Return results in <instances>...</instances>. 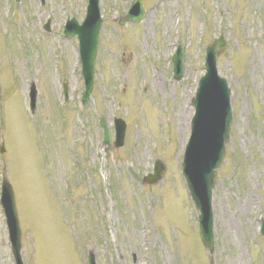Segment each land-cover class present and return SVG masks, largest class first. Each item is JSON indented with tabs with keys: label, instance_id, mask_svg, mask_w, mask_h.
I'll list each match as a JSON object with an SVG mask.
<instances>
[{
	"label": "rangeland",
	"instance_id": "374dc122",
	"mask_svg": "<svg viewBox=\"0 0 264 264\" xmlns=\"http://www.w3.org/2000/svg\"><path fill=\"white\" fill-rule=\"evenodd\" d=\"M131 1L99 0L94 83L83 105L78 42L63 27L67 18L81 23L87 0H0V178L14 190L24 264H87L90 251L96 264H264V0H142L145 19L120 26L114 18ZM219 34L233 120L216 171L209 254L180 164L205 48ZM114 117L126 125L120 147ZM157 160L160 179L144 183ZM4 220L0 207V264H14Z\"/></svg>",
	"mask_w": 264,
	"mask_h": 264
},
{
	"label": "water",
	"instance_id": "95a60500",
	"mask_svg": "<svg viewBox=\"0 0 264 264\" xmlns=\"http://www.w3.org/2000/svg\"><path fill=\"white\" fill-rule=\"evenodd\" d=\"M98 0H88L85 19L78 24L74 19L67 20L64 31L68 35H77L82 62V74L84 76L85 90L83 103L88 101L89 91L93 84L94 59L97 50V39L101 25ZM145 17L141 0H134L126 16L120 18L119 23L125 21L139 22ZM222 36L214 39L206 48L205 74L199 80L195 97L192 99L194 116L191 121V135L185 148L182 161V170L187 182L188 191L192 196L196 208L199 211L198 223L201 242L207 251L213 250V212L211 208V194L215 183V170L223 161L225 142L228 139L229 126L232 121L230 89L226 79L218 76L216 67V54L224 47ZM178 48L172 56L173 75L179 79L182 75V58ZM29 99L30 109L35 108L36 90L32 85ZM116 146L122 144L125 125L120 119L115 121ZM104 130V142L108 146V134L106 125L101 119ZM163 166L157 162L154 174H149L146 183H153L161 176ZM11 185L6 179L2 181L0 203L3 207L8 227L11 249L16 264H22L20 257V225L15 198ZM261 232L264 235V221L261 224ZM94 256L90 255L89 264H94Z\"/></svg>",
	"mask_w": 264,
	"mask_h": 264
},
{
	"label": "bare ground",
	"instance_id": "6f19581e",
	"mask_svg": "<svg viewBox=\"0 0 264 264\" xmlns=\"http://www.w3.org/2000/svg\"><path fill=\"white\" fill-rule=\"evenodd\" d=\"M188 114V108H186V106H183V108H179V115H178V118L179 119V123H178V131H179V134H181L182 136V131L184 130L185 128V125H184V116ZM237 264H240V263H237Z\"/></svg>",
	"mask_w": 264,
	"mask_h": 264
}]
</instances>
